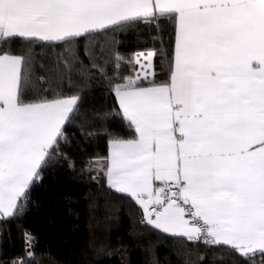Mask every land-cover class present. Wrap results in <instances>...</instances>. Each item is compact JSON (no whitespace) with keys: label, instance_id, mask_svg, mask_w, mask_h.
I'll use <instances>...</instances> for the list:
<instances>
[{"label":"snow or ice","instance_id":"snow-or-ice-1","mask_svg":"<svg viewBox=\"0 0 264 264\" xmlns=\"http://www.w3.org/2000/svg\"><path fill=\"white\" fill-rule=\"evenodd\" d=\"M165 19L174 27L168 79H149L153 51L135 54L134 77H106L134 135L109 134L100 170L142 209L141 223L264 264V0H0V42L70 50ZM29 69L26 56L0 50V218L23 210L30 186L59 158L81 99L27 101Z\"/></svg>","mask_w":264,"mask_h":264},{"label":"trees","instance_id":"trees-1","mask_svg":"<svg viewBox=\"0 0 264 264\" xmlns=\"http://www.w3.org/2000/svg\"><path fill=\"white\" fill-rule=\"evenodd\" d=\"M173 44L174 27L166 19L158 27L138 23L96 34L78 40L70 50L59 43L19 38L0 42V50L28 58L30 81L23 85L27 101L81 97L76 115L65 125L59 158L30 186L23 210L0 218V264H250L227 246L194 243L141 223L142 209L109 189L100 170L109 134L125 139L134 135L106 77L123 83L137 68L134 54L151 50L155 77L149 79L164 81ZM117 53L123 57L119 68ZM93 62L97 68L91 67ZM255 264H261V257Z\"/></svg>","mask_w":264,"mask_h":264},{"label":"rangeland","instance_id":"rangeland-1","mask_svg":"<svg viewBox=\"0 0 264 264\" xmlns=\"http://www.w3.org/2000/svg\"><path fill=\"white\" fill-rule=\"evenodd\" d=\"M141 52H143V51H140V53H141ZM132 59H133V61H135V56H133ZM141 62L143 63V60H142V59H141ZM135 64H136V63H135ZM136 67H137V68H135V71L138 70V69L140 68V66L137 65V64H136ZM150 72H151V71H150ZM134 75H135V74H133L132 76H134ZM78 164H81V163L78 162ZM84 166H86V167H90V164H89V163H87V164L85 163Z\"/></svg>","mask_w":264,"mask_h":264},{"label":"crops","instance_id":"crops-1","mask_svg":"<svg viewBox=\"0 0 264 264\" xmlns=\"http://www.w3.org/2000/svg\"><path fill=\"white\" fill-rule=\"evenodd\" d=\"M148 51H151V50H147V51H143V53H146V52H148ZM137 53H140V52H137ZM136 54V53H135ZM135 54H134V56H135ZM142 60H143V58H141ZM152 69H150L149 71H151ZM137 72H141V69L139 68L138 70H136L135 72H134V74H136ZM152 72V71H151ZM135 76V75H134ZM133 76V77H134ZM115 97V96H114ZM61 98H63V97H61ZM118 103V102H117ZM108 154H109V146H108ZM108 156V155H107ZM107 183V182H106Z\"/></svg>","mask_w":264,"mask_h":264}]
</instances>
